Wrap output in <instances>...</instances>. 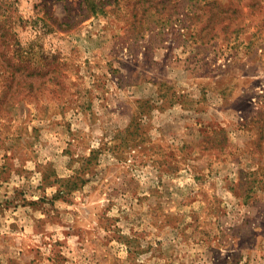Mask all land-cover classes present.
Returning <instances> with one entry per match:
<instances>
[{
	"label": "rangeland",
	"instance_id": "374dc122",
	"mask_svg": "<svg viewBox=\"0 0 264 264\" xmlns=\"http://www.w3.org/2000/svg\"><path fill=\"white\" fill-rule=\"evenodd\" d=\"M0 264H264V0H0Z\"/></svg>",
	"mask_w": 264,
	"mask_h": 264
},
{
	"label": "trees",
	"instance_id": "16d2710c",
	"mask_svg": "<svg viewBox=\"0 0 264 264\" xmlns=\"http://www.w3.org/2000/svg\"><path fill=\"white\" fill-rule=\"evenodd\" d=\"M222 133L224 134V140H226V142H228V138H227V136H225V131H222Z\"/></svg>",
	"mask_w": 264,
	"mask_h": 264
}]
</instances>
